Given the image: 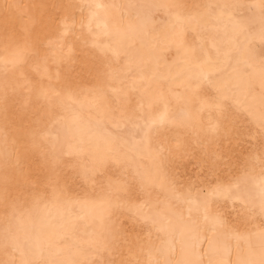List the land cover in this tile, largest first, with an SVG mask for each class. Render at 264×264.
<instances>
[{"label":"bare ground","instance_id":"obj_1","mask_svg":"<svg viewBox=\"0 0 264 264\" xmlns=\"http://www.w3.org/2000/svg\"><path fill=\"white\" fill-rule=\"evenodd\" d=\"M262 123L264 0H0V264H264Z\"/></svg>","mask_w":264,"mask_h":264},{"label":"snow or ice","instance_id":"obj_2","mask_svg":"<svg viewBox=\"0 0 264 264\" xmlns=\"http://www.w3.org/2000/svg\"><path fill=\"white\" fill-rule=\"evenodd\" d=\"M222 119H224L225 121H229L230 118L226 113H223L222 111ZM261 136L264 137V123L261 124ZM136 191L134 189H129V195H136ZM146 194V193H143ZM262 211H264V202H262L261 205ZM215 221L216 222H220V214H217V216L215 217Z\"/></svg>","mask_w":264,"mask_h":264}]
</instances>
